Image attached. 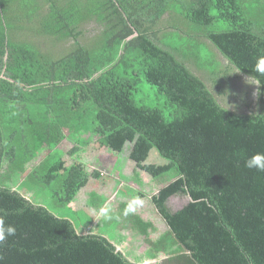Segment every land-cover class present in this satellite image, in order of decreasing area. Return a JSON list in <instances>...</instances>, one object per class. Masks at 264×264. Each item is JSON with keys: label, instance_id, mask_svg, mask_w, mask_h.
<instances>
[{"label": "trees", "instance_id": "obj_1", "mask_svg": "<svg viewBox=\"0 0 264 264\" xmlns=\"http://www.w3.org/2000/svg\"><path fill=\"white\" fill-rule=\"evenodd\" d=\"M260 56L264 0H0V216L16 227L0 264H264V172L244 166L264 152ZM142 81L155 104L135 102ZM127 145L123 180L171 178L94 226L117 183L92 157Z\"/></svg>", "mask_w": 264, "mask_h": 264}, {"label": "rangeland", "instance_id": "obj_2", "mask_svg": "<svg viewBox=\"0 0 264 264\" xmlns=\"http://www.w3.org/2000/svg\"><path fill=\"white\" fill-rule=\"evenodd\" d=\"M202 59L206 60L208 59V56L207 55H203L201 56ZM195 67V66H194ZM209 73H210V70H206L205 72H203V75H207V77H209ZM209 86L212 87V85L209 83ZM216 91L213 90L212 92L214 93ZM155 96H156V93H155V89L150 86L149 84H147L146 82L142 81L139 83V87H138V92L134 95V100L135 102L139 103V104H142V103H145L146 105H153L156 103L155 101ZM223 105L230 108V106H233L234 103H233V99L231 98H227L225 100H223ZM91 140H94V138H91ZM130 145H127L124 153L122 155H119V156H116L117 157V163H115V168L112 167V163L114 161V158L113 156L112 157H108V156H101L100 159L98 157L99 160H97L96 162V159H95V155L92 157V160L93 162H95L92 166H91V169L93 168H97L100 170V172H102L105 176L106 175H110V179L111 180H114L117 175H118V180L119 179H122L123 180V177L125 176H121V170L123 169V164L125 162V159H124V155L126 152H128L130 149L129 147ZM129 149V150H128ZM85 150V149H84ZM86 153V151H84ZM111 155H113V153L110 152ZM81 155V154H80ZM74 158H77L76 156ZM85 158H87L89 160V158H91L89 155H85ZM147 163L148 164H153V165H156V166H159L160 167V172L163 171L161 169H167V173H171L168 169H171L170 168V164L168 162H166L164 159L160 158L158 156V154L154 151V150H151L149 152V155H148V160H147ZM88 167V166H87ZM114 168V169H112ZM59 170L58 169H55L54 170V173L55 174H58ZM108 175V176H109ZM160 174L156 175V177H150L149 178V182L144 185V186H140L139 184V187L137 184H133L131 182V184H127V183H121L122 185H119L117 186V188L115 187V192L111 193L110 194V197L108 199V202L106 203V206L107 208H110L111 209V212H110V215L116 211V204L114 203V201H118V199H116L117 197L119 196H124V197H130V198H134L136 195L134 193L135 190L137 191H140L142 193H146L147 195H152V194H155L157 193L158 189L161 187V185H163V182L164 181H167L168 179L171 178V175L169 174L168 176H165L163 178H159ZM108 180V179H107ZM134 181H136L135 179H132ZM131 180V181H132ZM137 182V181H136ZM137 185V186H136ZM133 190V192H132ZM40 199L43 201L44 200V194H42L40 196ZM114 200V201H113ZM35 202L37 203L36 199H35ZM46 204L49 203L50 201L47 200L45 201ZM187 202V199L183 198V197H174L170 200V203H169V207L172 208V209H177V208H180L182 205H184L185 203ZM118 203V202H117ZM142 207V206H141ZM143 210V208H142ZM154 212V211H153ZM150 212V216L148 217L149 220L156 226H161L163 227L162 224L158 223V216L157 214L154 212ZM89 213L93 216L94 218V226L96 224H98L101 220H103L104 216H102L100 213H94V211H89ZM88 223V222H86ZM100 224V223H99ZM94 226L92 228H94ZM84 228L83 229H87L89 228V225H84L83 226ZM99 227V226H98ZM164 228V227H163ZM80 229V228H79ZM82 229V230H83ZM105 233H107L108 235V238L112 240V237L114 239V243H116V245H118V240L119 239H126L127 241L124 242V252L125 250H127V248H129V245H132L135 241H138L139 243H143L142 242V237L139 238V236H135L133 237L134 235H132L131 233L127 232V231H122L120 232L119 234L116 233L114 234V231H111L110 228H106L104 230ZM159 233H162V232H159ZM136 235V234H135ZM135 244V247H136V243ZM133 244V246H134ZM129 258H132V259H145L147 258V249H146V246L144 247V243H143V247L139 250V252H136V251H131L130 253H128ZM159 258H163V255L159 256ZM145 263H149L148 260H144Z\"/></svg>", "mask_w": 264, "mask_h": 264}, {"label": "clouds", "instance_id": "obj_3", "mask_svg": "<svg viewBox=\"0 0 264 264\" xmlns=\"http://www.w3.org/2000/svg\"><path fill=\"white\" fill-rule=\"evenodd\" d=\"M254 72L258 75H250L248 77V83L256 86H261L259 77L264 76V56L258 57ZM259 91H257L256 95H259ZM244 166L249 170H255L257 172H264V152H257L254 155L250 156L244 161ZM143 204V200L140 197H134L124 209V215L135 214L137 209L141 207ZM111 209L107 207H102L99 209V213L106 217L111 218L110 216ZM16 234L15 225L8 223L3 216H0V246L4 244V242L9 238ZM3 257H0L2 260Z\"/></svg>", "mask_w": 264, "mask_h": 264}, {"label": "crops", "instance_id": "obj_4", "mask_svg": "<svg viewBox=\"0 0 264 264\" xmlns=\"http://www.w3.org/2000/svg\"><path fill=\"white\" fill-rule=\"evenodd\" d=\"M102 150H103V152H101V153L98 151V152H99V155H98V156H99V159H100L101 156H104V155H105V156H108V157H112V155L110 154V151H108L107 149H102ZM114 158H116V159H114V161H113V163H112V167L115 168V163H117V157H114ZM99 159H98V160H99ZM122 167H123V166H122ZM114 168H112V169H114ZM91 170H93V169H91ZM97 170H98V172H100L99 169H97ZM100 174H103V173L100 172ZM103 175H104V174H103ZM108 175H109V174H108ZM108 175H106V176H108ZM108 177H110V175H109ZM118 178H119V177H118V175H117V177L114 179L115 182L117 183V186L122 185L121 183H127L128 185L130 184V182H127L126 180H122V179H119V180H118ZM130 181H131V180H130ZM132 183H133V182H132ZM133 184H136V183H133ZM136 186H137V185H136ZM113 192H115L114 189L112 190L111 193H113ZM111 193H110V194H111ZM110 194H109V195H110ZM116 199H120V198L117 197ZM113 201H114V200H113ZM107 202H108V200H107ZM107 202H106V203H107ZM106 203L104 204L103 207H107V206H106ZM114 203L116 204L115 201H114ZM96 209H98V208H97V204H95V209H94V210L91 209V211H94V213H98L97 211H95ZM89 211H90V210H89ZM93 221H95V220L93 219ZM127 232H128V231H127ZM129 233H130V232H129Z\"/></svg>", "mask_w": 264, "mask_h": 264}]
</instances>
